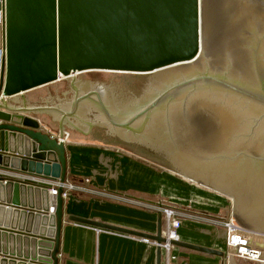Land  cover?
<instances>
[{
  "label": "water",
  "instance_id": "obj_1",
  "mask_svg": "<svg viewBox=\"0 0 264 264\" xmlns=\"http://www.w3.org/2000/svg\"><path fill=\"white\" fill-rule=\"evenodd\" d=\"M2 8L0 264H59L65 137L122 147L226 196L234 224L264 236V0H0ZM95 71L141 75L76 77ZM162 218L154 236L67 219L165 243ZM161 255L158 247L157 264Z\"/></svg>",
  "mask_w": 264,
  "mask_h": 264
},
{
  "label": "crops",
  "instance_id": "obj_2",
  "mask_svg": "<svg viewBox=\"0 0 264 264\" xmlns=\"http://www.w3.org/2000/svg\"><path fill=\"white\" fill-rule=\"evenodd\" d=\"M37 90L39 88L28 93ZM43 131L59 138L56 133ZM65 145L67 182L84 190L71 191L65 199L59 264L158 262L157 248L153 244L69 222L67 218L71 216L154 236L158 231L159 208L168 207L167 203L176 204L180 211L212 219L230 215L233 206L228 197L122 147L72 139ZM179 234L181 242L226 251V231L222 226L184 221ZM1 243L3 246V241ZM7 246H10L9 241ZM38 250L36 254H40ZM172 255L175 260L162 251L161 264H231L232 261V257L227 260L226 256H211L179 247Z\"/></svg>",
  "mask_w": 264,
  "mask_h": 264
},
{
  "label": "built area",
  "instance_id": "obj_3",
  "mask_svg": "<svg viewBox=\"0 0 264 264\" xmlns=\"http://www.w3.org/2000/svg\"><path fill=\"white\" fill-rule=\"evenodd\" d=\"M1 4L4 6V0H1ZM6 57L5 50V11L2 8L0 10V88L4 86L5 73L3 70V63ZM68 138H64L66 141ZM58 183L54 185L56 187ZM76 189L84 190L83 188H78L68 182L65 184V191L63 194L64 199H67L69 193ZM232 202V201H231ZM160 214L163 216L164 226L162 229V236L166 240L165 243H158L156 241H151L150 239L127 234L118 233L103 229H97L98 231H107L112 234L132 237L133 239L142 241L144 243L153 244L156 248L160 247L161 251L168 254V257L175 260L176 257L172 254L177 249L173 244L174 242H180L181 237L179 234V229L181 228L184 221H191L194 223H204L214 226H222L226 231V251L225 256L227 260L232 256L251 260L259 263H264V236L251 234L242 229L239 225L234 224V219L232 217V210L228 217L223 219H212L204 217L198 214H191L187 212L180 211L176 208L170 206H162L159 208ZM263 245L261 248L259 245Z\"/></svg>",
  "mask_w": 264,
  "mask_h": 264
},
{
  "label": "rangeland",
  "instance_id": "obj_4",
  "mask_svg": "<svg viewBox=\"0 0 264 264\" xmlns=\"http://www.w3.org/2000/svg\"><path fill=\"white\" fill-rule=\"evenodd\" d=\"M89 73H112V74H128V75H141V74H132V73H115V72H100V71H95V72H87V73H82V74H79V75H77L76 77H79V76H82V75H85V74H89ZM144 76H150V74H143ZM76 77H74V78H76ZM73 79V78H72ZM68 80H70V79H68ZM67 81V80H66ZM61 82H64V81H61ZM61 82H57V83H55V84H58V83H61ZM55 84H51V85H49V86H52V85H55ZM49 86H45V87H42L41 89H43V88H46V87H49ZM39 90H40V88H39ZM124 149V148H123ZM126 150V149H125ZM137 156H139V155H137ZM230 199V198H229ZM231 200V199H230ZM232 201V200H231ZM229 203L231 204V202L229 201ZM168 204V206H170V207H173V208H179L178 206H176V204H174V203H167Z\"/></svg>",
  "mask_w": 264,
  "mask_h": 264
},
{
  "label": "flooded vegetation",
  "instance_id": "obj_5",
  "mask_svg": "<svg viewBox=\"0 0 264 264\" xmlns=\"http://www.w3.org/2000/svg\"><path fill=\"white\" fill-rule=\"evenodd\" d=\"M119 143H121L122 145L126 144V143L123 144V141H121ZM126 146H131V148L132 147H133V149L135 148L136 151H137V148H138L137 145H135V144H131V145H128L127 144ZM144 150L147 151V152H149V153H151V154L159 155L157 151L152 150L150 148L144 147Z\"/></svg>",
  "mask_w": 264,
  "mask_h": 264
},
{
  "label": "bare ground",
  "instance_id": "obj_6",
  "mask_svg": "<svg viewBox=\"0 0 264 264\" xmlns=\"http://www.w3.org/2000/svg\"><path fill=\"white\" fill-rule=\"evenodd\" d=\"M188 64H190V63H188ZM193 182V181H192Z\"/></svg>",
  "mask_w": 264,
  "mask_h": 264
}]
</instances>
